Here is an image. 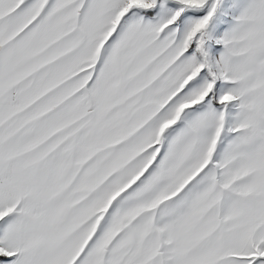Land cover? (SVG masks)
Returning a JSON list of instances; mask_svg holds the SVG:
<instances>
[{
    "label": "snow or ice",
    "instance_id": "snow-or-ice-1",
    "mask_svg": "<svg viewBox=\"0 0 264 264\" xmlns=\"http://www.w3.org/2000/svg\"><path fill=\"white\" fill-rule=\"evenodd\" d=\"M0 264H264V0H0Z\"/></svg>",
    "mask_w": 264,
    "mask_h": 264
}]
</instances>
